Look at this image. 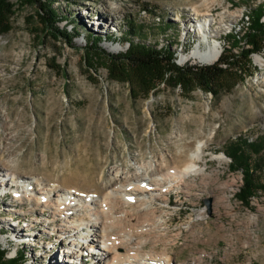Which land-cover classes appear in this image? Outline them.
Here are the masks:
<instances>
[{
  "label": "rangeland",
  "instance_id": "rangeland-1",
  "mask_svg": "<svg viewBox=\"0 0 264 264\" xmlns=\"http://www.w3.org/2000/svg\"><path fill=\"white\" fill-rule=\"evenodd\" d=\"M47 1L59 21L52 32L41 18L48 2L0 0V179H40L103 199L135 174L161 178L168 191L160 198L146 192L145 203L114 201L108 230L125 246L116 253L137 254L132 264L159 254L169 264H264V191L243 204L242 174L230 171L226 156L237 140H264V62L256 60L264 51L245 57L243 37L249 9L264 0ZM205 21L208 43L230 62L212 92L186 76L163 82L110 62L108 55L126 52L122 34L135 23L141 41L170 46L177 66H210L182 61ZM199 145L203 171L183 175ZM257 160L264 183V149L251 154ZM21 182L10 181L6 197L0 189V264H98L92 249L62 253L94 239L93 211L63 219L89 225L81 234L60 233L59 216L14 197Z\"/></svg>",
  "mask_w": 264,
  "mask_h": 264
},
{
  "label": "bare ground",
  "instance_id": "bare-ground-1",
  "mask_svg": "<svg viewBox=\"0 0 264 264\" xmlns=\"http://www.w3.org/2000/svg\"><path fill=\"white\" fill-rule=\"evenodd\" d=\"M208 27H210V23L207 21L199 25V28H201L202 30V36H201L202 39L199 42V44L196 46V48L189 55L183 56L182 61L186 62L189 60H194L196 62L206 65H213L217 62L221 54V48L218 45L208 43V39H207ZM203 44L206 45V48L202 47ZM256 60L259 62H264V58L261 56H257ZM203 150H204L203 146L199 145L197 151L192 155V159L190 160L191 163L186 166V170L182 173L183 175H188L190 173H199L203 171V169L200 168V166L197 165L196 163L197 160L198 161L201 160V157L204 153ZM14 176L12 175V178ZM7 177L8 176H3L0 179L1 181L0 189H2L1 187L4 188V186L5 188L8 189L5 190V192H9V190L12 189V187H10L9 185L10 181H18V183L22 181L20 180V177L17 176H15L16 177L15 180L14 178L8 179ZM132 179L135 180L134 183L131 182L129 183V185L126 186L123 184L119 185L116 189H113L111 193L107 194L105 197H102L103 199H99L97 195L95 196H88L84 194L81 195L71 189H67L65 191L57 186L47 185L43 183V181L40 179H38L37 181L28 180L21 182L23 183V186L22 188L20 187L16 188L15 191L16 194L14 195V197L18 201H22L23 198L27 197L30 200H36L38 201V203L43 204L45 208H48L49 210L52 211L54 215H57L61 218L62 223L60 225L61 227L59 229V232L64 234H66L67 230H72V228H74V231H79V234H81V231L84 230V226L89 228V225L84 224L82 222L73 224L72 223L73 221H69V220L68 221L66 220V222L63 221V219H66L70 215V212L75 213L81 211L80 208H86L92 210L93 214H91V221L94 222L95 224L94 226L97 228V230L94 233L95 235L94 239H92V241L89 243L88 242L89 236L86 235L84 236L83 239H86V243L88 244V246L82 248L76 244V247L72 248L73 250L70 249L63 250L62 253L64 254L69 253L75 257V256H80L81 254L83 255L84 252H86V250L92 249L94 252H98L97 253L99 255V257L97 258L98 264H132V261H134L133 258L137 256V254L131 255V254H126L125 252L116 253L117 248L119 249V247L121 248L125 246H123V244H121L120 242L118 243L117 241L118 236L115 234L112 235L111 233L112 230L110 229L108 230L110 225L108 227L107 218L111 215L113 216L111 207H113L114 201L116 199L123 204H130L132 202L135 203L137 202L141 204V203H145L146 201L145 196L140 197V195H142L143 193L152 192L151 195L153 196V198H160L161 193L164 192L165 189H166L165 192L168 191V188L162 185L161 178L160 179L155 177L151 178L147 174L144 175L135 174L132 177ZM173 179L170 180L174 181ZM35 193L43 196L38 198L37 195H35ZM1 195H3V197L8 196V194L5 193ZM50 196L53 197V199ZM217 198L219 202L223 203L222 202L223 199L221 197L218 196ZM124 206L125 205H123V207ZM114 207L116 206L114 205ZM16 212H20V210H16ZM127 213L125 210L118 212V217L120 219L126 218ZM62 216H64V218H62ZM150 225L152 228L157 227V224L155 223L153 224L151 223ZM146 230L149 229L148 227L145 226L142 231H146ZM72 234L73 233H71V235L67 234V236H72ZM70 242L73 243L74 241L72 240ZM163 255L164 254H159L155 256V258H151V257L142 258L141 262L138 264H169L170 263L169 257Z\"/></svg>",
  "mask_w": 264,
  "mask_h": 264
},
{
  "label": "trees",
  "instance_id": "trees-1",
  "mask_svg": "<svg viewBox=\"0 0 264 264\" xmlns=\"http://www.w3.org/2000/svg\"><path fill=\"white\" fill-rule=\"evenodd\" d=\"M48 2L47 8L42 9L41 18L44 21L45 28L52 32L55 25L59 24L56 19L57 10L52 2ZM248 24L244 32L245 44L248 46L244 51L245 57L249 58L251 54H262L264 51V6L257 5L250 8L247 14ZM126 30L123 31V39L128 43V48L124 54L111 55V64L123 65L135 69L138 74L149 76V79L155 78L163 80L169 78L170 81L176 79L177 84H182L184 76L191 79L193 83L204 91L212 92L213 86L217 80L225 73L223 66L229 65L228 60L220 57L218 61L210 66H189L179 67L175 64V52L170 50L168 44H147L138 38L137 25L135 23L126 24ZM53 34V33H52ZM59 37H66L65 34L55 33ZM96 40L94 44H97ZM223 50H226L224 48ZM243 50L238 54L240 55ZM236 58L237 56L234 55ZM244 57V56H243ZM167 77V78H166ZM175 83V84H176ZM264 149V140L258 139L255 143H249L247 140H237L230 144L226 149V156L230 159V171H240L242 174V186L238 192V199L245 205H248L251 198L264 191V183L260 175L262 168L260 160L251 161V154L257 155ZM23 256L22 252H17V256L10 259L16 261Z\"/></svg>",
  "mask_w": 264,
  "mask_h": 264
}]
</instances>
